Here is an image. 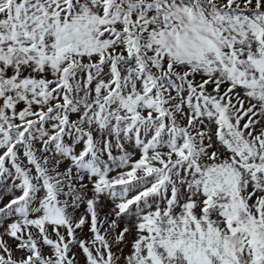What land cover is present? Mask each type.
I'll return each mask as SVG.
<instances>
[{
	"label": "snow or ice",
	"instance_id": "6c2138e0",
	"mask_svg": "<svg viewBox=\"0 0 264 264\" xmlns=\"http://www.w3.org/2000/svg\"><path fill=\"white\" fill-rule=\"evenodd\" d=\"M0 264H264V0H0Z\"/></svg>",
	"mask_w": 264,
	"mask_h": 264
}]
</instances>
